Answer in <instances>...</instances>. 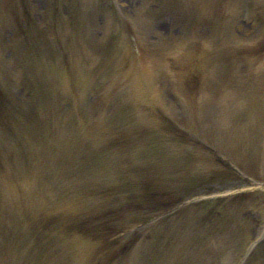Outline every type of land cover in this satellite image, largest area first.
Returning <instances> with one entry per match:
<instances>
[{"label": "rangeland", "instance_id": "rangeland-1", "mask_svg": "<svg viewBox=\"0 0 264 264\" xmlns=\"http://www.w3.org/2000/svg\"><path fill=\"white\" fill-rule=\"evenodd\" d=\"M0 264H264V0H0Z\"/></svg>", "mask_w": 264, "mask_h": 264}]
</instances>
